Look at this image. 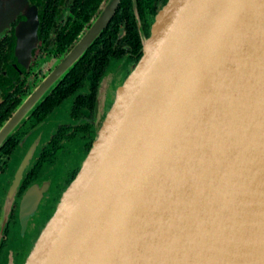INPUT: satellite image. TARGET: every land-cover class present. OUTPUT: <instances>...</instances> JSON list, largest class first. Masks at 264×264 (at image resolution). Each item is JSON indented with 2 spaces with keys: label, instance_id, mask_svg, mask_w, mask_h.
Returning <instances> with one entry per match:
<instances>
[{
  "label": "water",
  "instance_id": "95a60500",
  "mask_svg": "<svg viewBox=\"0 0 264 264\" xmlns=\"http://www.w3.org/2000/svg\"><path fill=\"white\" fill-rule=\"evenodd\" d=\"M132 1L142 58L16 264H264V0H167L148 38ZM120 2L110 1L22 102L0 129V146L71 71ZM7 5L0 0V33L20 9ZM61 115L56 109L19 144L15 190ZM49 182L29 188L22 213L30 211L29 194L42 188L41 196ZM8 215L0 218V244Z\"/></svg>",
  "mask_w": 264,
  "mask_h": 264
},
{
  "label": "flooded vegetation",
  "instance_id": "af4514ba",
  "mask_svg": "<svg viewBox=\"0 0 264 264\" xmlns=\"http://www.w3.org/2000/svg\"><path fill=\"white\" fill-rule=\"evenodd\" d=\"M8 1L9 10L20 9L13 15L9 26L0 33V129L11 120L22 102L32 96L47 76L65 60L101 17L111 0H101L93 12L86 9V5L91 0H26V5H23L21 0ZM119 5L107 27L80 60L108 30ZM140 24L143 30L141 20ZM137 30L140 36L138 26ZM125 36L124 26H120V32L115 40L118 51L108 59H102L103 54L94 52L95 59L92 66L98 62L97 66L84 69L85 72L94 70L95 76L100 75L97 86L94 84L92 87L88 81L83 82L47 113L48 115L55 108H61L65 116L53 128L49 137L41 143L16 190L14 183L18 167H21L15 161L16 152L26 135L47 116L40 118L44 110L41 109L40 112L38 110L52 92L0 146V218L3 211H8L9 214L0 244V264H4L6 260L14 264L26 260L45 226L41 215L48 208L56 209L65 190L75 180L89 155L96 125L103 123L120 87L143 55L142 48L137 54L130 52L131 48L127 46ZM140 40L142 45L141 36ZM66 42L71 45L60 49L58 45ZM47 63L48 69L43 70L44 64ZM91 72L93 73V71L89 73ZM110 73H117L118 80L110 82L107 91L105 89L106 92H103L104 79ZM95 76L93 79L96 81ZM73 87L77 85L73 84ZM99 101L101 108L97 109ZM20 153L22 154V151ZM58 167H64L65 171L64 177L59 182H57ZM47 177H50L49 186L45 185L43 194L37 196L39 204L34 211L30 210L22 219L25 221H22L20 216H22L23 197L32 185Z\"/></svg>",
  "mask_w": 264,
  "mask_h": 264
},
{
  "label": "trees",
  "instance_id": "16d2710c",
  "mask_svg": "<svg viewBox=\"0 0 264 264\" xmlns=\"http://www.w3.org/2000/svg\"><path fill=\"white\" fill-rule=\"evenodd\" d=\"M101 0H91L87 5L86 9L90 12H93L97 9ZM167 0H136V7L139 14V18L142 21L144 34L146 37L149 36L150 27L155 20V17L158 14L159 9H163L166 5ZM91 8V9H90ZM120 26H124V30L126 32L125 41L128 47L131 48L132 54H137L142 48L140 36L137 30V26L135 23V16L133 13L132 1L131 0H123L119 5V9L112 20L111 25L108 30L102 35L101 39L92 46L91 49L87 52L85 57L78 61L76 65L71 69V71L64 77V79L60 82V84L52 91L49 97L42 103L38 112L41 109L44 110V113L40 116L43 118L50 112L53 107L58 104L61 99H66L69 94L74 92L83 82L88 81L92 87L95 84L97 86V82L100 78V75L85 72L84 69H90L97 66V63L92 66V62L95 59L93 53L103 54L102 59H108L113 56L118 51L116 46V36L120 32ZM71 43H63L58 46L60 49H65L70 46ZM121 57V56H120ZM119 58V57H118ZM101 71V70H100ZM93 76L96 77V81L93 79ZM73 84H76L77 87H73ZM58 109L55 108L53 112ZM53 112L48 114L44 119L50 116Z\"/></svg>",
  "mask_w": 264,
  "mask_h": 264
},
{
  "label": "rangeland",
  "instance_id": "374dc122",
  "mask_svg": "<svg viewBox=\"0 0 264 264\" xmlns=\"http://www.w3.org/2000/svg\"><path fill=\"white\" fill-rule=\"evenodd\" d=\"M48 63L47 64H44V66H43V70L45 69H48ZM118 70V69H117ZM116 70V71H117ZM116 74L117 73H113V74H111V76H109V78H108V86H106V91H107V88L109 87V83L110 82H116L117 80H118V74H117V76H116ZM113 79H115V80H113ZM105 91V92H106ZM64 114L62 113V115H61V120H63L64 119ZM98 126H99V124H98ZM56 127V126H55ZM54 127V128H55ZM53 130V129H52ZM51 130V131H52ZM50 135V134H49ZM64 174H65V171H64V167L63 168H61V167H58V169H57V182H59V181H61L62 180V178L64 177ZM54 211H55V209L54 210H50L49 208L41 215V217H42V222H43V224L44 225H46L47 224V222L49 221V219H50V217L54 214ZM45 226H43V228H44Z\"/></svg>",
  "mask_w": 264,
  "mask_h": 264
},
{
  "label": "bare ground",
  "instance_id": "6f19581e",
  "mask_svg": "<svg viewBox=\"0 0 264 264\" xmlns=\"http://www.w3.org/2000/svg\"><path fill=\"white\" fill-rule=\"evenodd\" d=\"M5 6V5H4ZM8 7V6H6ZM6 13V12H5ZM42 189V188H41ZM41 189H36L35 191L31 192L29 194V196L26 199V205L27 207L31 210V206L33 205V203L36 201L38 193ZM29 212V211H28ZM28 212L26 213H22V217H24Z\"/></svg>",
  "mask_w": 264,
  "mask_h": 264
}]
</instances>
